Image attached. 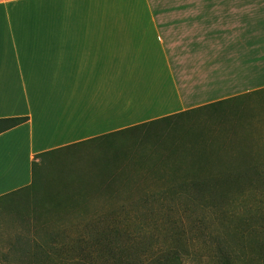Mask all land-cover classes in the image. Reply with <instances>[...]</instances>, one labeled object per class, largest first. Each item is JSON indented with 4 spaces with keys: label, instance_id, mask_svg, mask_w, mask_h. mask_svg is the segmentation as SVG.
<instances>
[{
    "label": "crops",
    "instance_id": "crops-1",
    "mask_svg": "<svg viewBox=\"0 0 264 264\" xmlns=\"http://www.w3.org/2000/svg\"><path fill=\"white\" fill-rule=\"evenodd\" d=\"M240 48L264 50V0H0V119H26L0 134V255L1 242L11 248L29 240L16 227L35 225L37 237L48 224L19 197L31 192L34 165L52 155L153 123L169 131L181 117L207 119L221 107L219 145L210 138L202 146L146 141L150 158L129 168L132 188L123 182L118 197L91 206L112 208L165 188L157 176L263 165L264 52L223 56ZM93 149L101 160L111 157L109 149ZM128 165L122 159L108 174Z\"/></svg>",
    "mask_w": 264,
    "mask_h": 264
},
{
    "label": "rangeland",
    "instance_id": "rangeland-1",
    "mask_svg": "<svg viewBox=\"0 0 264 264\" xmlns=\"http://www.w3.org/2000/svg\"><path fill=\"white\" fill-rule=\"evenodd\" d=\"M262 52L264 50L261 49H224L223 56L262 55ZM222 107L225 110L228 105ZM211 111L203 110L200 113L210 115ZM220 111L221 107L216 110V116L207 119L200 118L198 114L181 117L175 120L174 128L169 131L161 132L163 125H155L154 127H157L156 130L159 131H155L151 138L163 137V143L166 139L170 142V140H181L182 138L184 140L182 146L186 144L202 146L203 141L210 138L214 144L219 145L222 135L216 133L215 123ZM244 115L245 112H243ZM226 120L230 121V116H226ZM130 137L132 138L133 135L125 134L115 138L116 141H110L117 142V147H120V152L122 151L121 154L124 152L126 155H131L135 162L140 158L141 153L148 154L145 151L146 147L149 149L153 145L133 144ZM99 145L88 143L80 147L81 149L52 155V157H64H62L63 163L59 161V165L51 164L41 174L42 178L47 180V187L55 186L57 184L55 179L59 176L64 177V182H67L69 176H78L87 188L94 187V179L99 180L97 185L103 183L107 185V174L111 169L108 168V164H103L104 160L96 156L93 148L100 147ZM109 159L111 157L105 156L106 161ZM122 159L123 155L120 161ZM241 186V190L229 193L227 197L225 194L215 193L205 198L217 207L198 206L199 196L190 197L193 201L186 206L183 201L185 197L180 194V200L165 201L160 205L154 204L153 211H157L159 217L163 218V223L156 227L150 226L151 223L148 220L146 222L139 217L135 218L133 210L128 211L129 215H122L119 218L112 216L113 219L116 218V222H114V229L109 230L112 239L107 240L108 246L95 245L96 243L93 245L91 240L94 239H91L87 241L90 248L83 249L81 244H74L78 233L70 231L56 239L55 241L60 240L56 245L50 243L43 245L44 252L40 253L41 264H173L174 261H176L174 264H264V192L261 190L263 185H256L260 189L256 191L252 190V187ZM145 187L142 186V189ZM25 197L29 206V201L32 203L38 201L42 198V194L32 196L30 193L28 197L22 195L19 199L24 201ZM136 200L132 199L126 203H133ZM98 205L103 204L100 202ZM51 222L52 219L48 220V224L38 226L37 235L40 236L43 230L54 228ZM119 228L122 233L117 234ZM20 229L16 227L17 233L21 232L20 236L29 237V240L24 242L37 239L38 236H34L36 234L35 225H30V228L23 225L21 231ZM116 236L119 242L114 240ZM11 243L13 242H1L3 246L1 254L5 255L6 264H35L25 257L26 251L32 246L15 248V250H13L14 246L6 248V245ZM67 249L69 253H66ZM82 249L84 252L89 251V257L95 261L84 262V256L81 255ZM70 254L76 255V258L70 261H60L70 259ZM111 254H115V258H121L111 260L108 258ZM133 255L136 256L133 258Z\"/></svg>",
    "mask_w": 264,
    "mask_h": 264
},
{
    "label": "trees",
    "instance_id": "trees-1",
    "mask_svg": "<svg viewBox=\"0 0 264 264\" xmlns=\"http://www.w3.org/2000/svg\"><path fill=\"white\" fill-rule=\"evenodd\" d=\"M25 121V118L0 119V134L23 124ZM155 125L158 124L153 123L147 126L129 130L128 132H130L129 134H135L134 139L137 141V145L139 144L138 142L140 140V144H142L146 141L149 142L150 139H152L151 137L153 133H155V131H159L156 130L157 127H154ZM155 139L163 142V137H155ZM98 143L100 144L99 146L102 150L109 149L112 153L111 159L108 161L105 160L103 162L104 165H121L120 159L122 156H120V152H118V154H113L114 152L118 151V148H116L117 146H115L113 142H110L109 139H107ZM148 153L149 154L147 155L141 153L140 158L135 162L132 160L131 155L129 156L126 154H121L123 155V160L127 161L129 164V167L127 166L126 169L124 171H120V173L118 170L109 173L107 177V185L104 183L100 185L94 184V187L89 188L85 187L83 181L79 179L78 176H69L67 182H64V177L59 176L57 179H55V183L57 182L55 189L49 188L45 190L47 180L42 178L41 174H43V172L46 170V167L50 166L51 164H58L59 161L63 163L62 157L64 156L50 157L40 164L34 165L30 193L32 196H36L37 194L41 193L42 198L30 205V212L34 213L36 218H39V223H46L48 220L52 219L51 223H53L54 227L57 229L47 234H41L37 237V239H35V241L30 240L19 243L14 246L13 250H15V248L20 249L22 247L30 248V246H32L26 251L25 257L26 259L32 260L35 264H41L42 262L40 253L44 252L43 247L47 243L56 245L60 242V240H55L61 238L63 234L66 235V233L70 231L78 233L74 244H81L83 249L86 247L90 248L87 241L91 239H94L91 240L93 245L96 243L95 245L103 244L108 246L109 244H107V240L112 239V237H110L111 233L109 230L114 229V222H116V218L113 219L112 216L119 218L122 215H129L128 211L130 210H133L135 218L139 217V219L141 218L142 221H149V223H151L150 226L156 227L157 225L163 223V218L159 217L157 211H153V209H155L154 204L160 205L165 201L180 200L181 198L179 197L181 196H179V194L185 197L183 198V201L185 202L186 206H189L191 201H193L190 199V197L194 196L196 198L199 196L198 200L196 199L198 201V206L206 205L217 207V205H213L211 201H208L209 199L206 200L205 198L215 193L225 194L227 197V194H232L241 190V185H246L247 188L252 187L251 189L256 191L260 190L256 185L262 184L263 189L261 190L264 192L263 164L257 167H252L239 172H232L229 174H215V172H213V175H209L207 177H198V174L184 177L175 175L168 181L164 177L157 176L159 180L164 181V185H166V187L159 189L158 191H146L137 194L135 193L137 200L133 203H126L106 209H95L91 206L93 200H97L102 197H111L112 199L118 197L120 195L118 189L123 182L125 183V188L131 189L132 185L135 184V180L133 179L134 176H132L133 174H131V170L134 169L135 165L137 167L142 166L144 164V160L150 158V152ZM124 156H126L125 159ZM163 156L164 155H162L161 158L159 157L160 160L158 161V166L156 168L161 165V159ZM130 162L132 164H130ZM118 233H122L121 228H119L117 231V234ZM114 240L118 241V237L114 238ZM74 244L71 246L72 249L74 248ZM98 246L100 247V245ZM83 249L81 255L84 256V262H93L94 259L92 260V258L89 257V251L84 252ZM67 252L68 249L66 253ZM70 255V259H61L60 261H70L74 260V257L76 258V255ZM4 256L5 255L2 254L0 255V259L2 261H5ZM135 256L136 255H133L132 257L134 258ZM115 257V254L108 256L109 259L114 261L121 258ZM175 262L176 261H174V263Z\"/></svg>",
    "mask_w": 264,
    "mask_h": 264
}]
</instances>
